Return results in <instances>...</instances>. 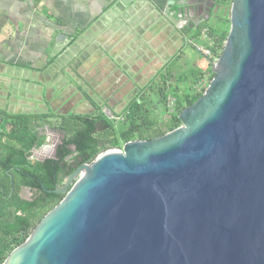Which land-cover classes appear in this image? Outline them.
Segmentation results:
<instances>
[{
	"label": "water",
	"instance_id": "95a60500",
	"mask_svg": "<svg viewBox=\"0 0 264 264\" xmlns=\"http://www.w3.org/2000/svg\"><path fill=\"white\" fill-rule=\"evenodd\" d=\"M229 22L180 126L78 166L1 264H264V0Z\"/></svg>",
	"mask_w": 264,
	"mask_h": 264
},
{
	"label": "rangeland",
	"instance_id": "374dc122",
	"mask_svg": "<svg viewBox=\"0 0 264 264\" xmlns=\"http://www.w3.org/2000/svg\"><path fill=\"white\" fill-rule=\"evenodd\" d=\"M230 8L231 0L226 6H215L209 17L210 24L229 30ZM176 19L172 24L162 13L138 3L121 5L112 22L80 34L46 70L11 69L3 74L0 71V109L9 113L57 116L98 112L115 125L123 121L122 111L127 103L155 77L141 97L165 130L173 111L174 95L180 93L173 82L189 67L211 69L209 60L212 59L208 57H214L205 46V42L211 41L206 39L205 31L204 41L193 44L187 34H180L177 28L182 24L180 18ZM49 51L52 53L53 49ZM169 63L171 79L167 78L163 84V77L157 72ZM204 81L208 85V75ZM183 86L179 83L176 87ZM57 121L51 116L37 121L36 129L42 133L43 142L34 146L30 158L54 157L61 138L53 128ZM106 136L111 139L112 132L109 130Z\"/></svg>",
	"mask_w": 264,
	"mask_h": 264
},
{
	"label": "trees",
	"instance_id": "16d2710c",
	"mask_svg": "<svg viewBox=\"0 0 264 264\" xmlns=\"http://www.w3.org/2000/svg\"><path fill=\"white\" fill-rule=\"evenodd\" d=\"M228 0H218L219 7L226 6ZM38 2V0L36 1ZM221 22H226L222 20ZM205 31V46L210 50L211 55L218 57L223 48L228 30L212 26L209 21H203L187 35L189 40L194 42L204 41L202 33ZM83 31H77L73 36H68L65 46H70L77 40ZM201 39V40H200ZM64 48L52 57L55 60ZM212 59L211 57H208ZM170 63L164 70L160 69L157 75L163 77V84L167 78L171 79L169 69ZM162 70L164 71L163 74ZM157 75H155L157 77ZM208 75L210 81L214 76L211 69L202 70L189 67L187 71L178 75L175 83V103L169 119L166 121L165 130L158 125L157 120L152 116V111L146 106L141 94L152 85V77L149 82L138 90V93L127 103L122 111L123 121L115 125L110 124L101 113L92 114H69L65 116L43 115L31 113H9L0 109V159H9V165L24 166L26 187L33 188L34 177L41 179V195L31 200H19L16 196L5 197L0 194V264L8 254L24 239L16 238L21 229L32 230L42 217L52 209L63 197L62 194L49 192L60 183L64 176L62 170L67 168L70 173L78 164H81L101 149H108L119 146L132 140H151L159 137L180 126L179 113L185 107L195 102L204 92L207 85L198 90L195 85L198 81ZM182 83L183 88L176 87ZM166 96H164L165 98ZM97 111H98V107ZM56 118L57 125L53 126L61 134L60 142L56 146L54 157L46 158L43 161L29 159L30 151L35 145L43 142V137L38 138L39 131L36 129L38 120L44 117ZM112 132L109 139L106 135ZM63 164V165H61ZM64 166V167H63ZM20 210L21 215L15 212ZM8 238H11L7 242Z\"/></svg>",
	"mask_w": 264,
	"mask_h": 264
},
{
	"label": "crops",
	"instance_id": "0c3cea01",
	"mask_svg": "<svg viewBox=\"0 0 264 264\" xmlns=\"http://www.w3.org/2000/svg\"><path fill=\"white\" fill-rule=\"evenodd\" d=\"M36 1L0 0L2 74L11 69L23 72L46 70L58 58L52 62L50 60L58 51L69 48L65 46L68 36L79 30L83 31V35L96 26H105L106 22H112L117 9L125 3H138L163 15H180L176 2L167 8L169 0ZM59 34L64 37L57 40ZM49 49H53V52L50 53Z\"/></svg>",
	"mask_w": 264,
	"mask_h": 264
},
{
	"label": "flooded vegetation",
	"instance_id": "af4514ba",
	"mask_svg": "<svg viewBox=\"0 0 264 264\" xmlns=\"http://www.w3.org/2000/svg\"><path fill=\"white\" fill-rule=\"evenodd\" d=\"M218 0H174L179 6V17L181 22V27L177 28L181 35L188 34L191 30H194L197 26H199L203 21H209V17L212 15V10L215 6H219L216 4ZM167 20L170 21L172 24L175 22L170 20V15H165ZM192 43V42H191ZM194 44V43H193ZM41 132L38 133V138H41ZM34 148V147H33ZM32 148V149H33ZM31 149V150H32ZM31 152V151H30ZM31 155V154H30ZM92 158V157H91ZM90 158V159H91ZM29 159L30 158L29 156ZM89 159V160H90ZM87 160V161H89ZM40 161V160H35ZM87 161L78 164L71 172H73L78 166L86 163ZM9 159H0V194L5 197H14L16 196L19 200H31L33 198H37L41 195V179L38 176L34 177V187L31 189L26 187L23 182L25 180V170L24 166H15L9 165ZM63 165V164H61ZM64 167V166H63ZM67 168L64 167L62 170L63 179L61 180L60 184L62 185L66 179V177L71 173H66ZM17 215H21V211L18 210L15 212ZM31 230L28 232L24 229L20 230L19 234H16V238H25L30 233ZM11 238H8L7 242H9ZM16 248V247H15Z\"/></svg>",
	"mask_w": 264,
	"mask_h": 264
},
{
	"label": "built area",
	"instance_id": "2783aa9c",
	"mask_svg": "<svg viewBox=\"0 0 264 264\" xmlns=\"http://www.w3.org/2000/svg\"><path fill=\"white\" fill-rule=\"evenodd\" d=\"M217 60V58L213 57L212 61L215 62ZM205 78V77H204ZM204 78L201 79L200 81L197 82V84L195 85V87L200 90L202 89L205 85H207V82L204 81Z\"/></svg>",
	"mask_w": 264,
	"mask_h": 264
}]
</instances>
